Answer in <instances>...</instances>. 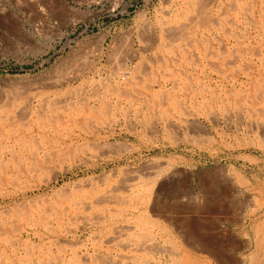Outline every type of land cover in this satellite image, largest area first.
<instances>
[{
    "label": "rangeland",
    "instance_id": "obj_1",
    "mask_svg": "<svg viewBox=\"0 0 264 264\" xmlns=\"http://www.w3.org/2000/svg\"><path fill=\"white\" fill-rule=\"evenodd\" d=\"M263 113L264 0H0V264H264ZM125 173L122 217L53 210Z\"/></svg>",
    "mask_w": 264,
    "mask_h": 264
},
{
    "label": "bare ground",
    "instance_id": "obj_2",
    "mask_svg": "<svg viewBox=\"0 0 264 264\" xmlns=\"http://www.w3.org/2000/svg\"><path fill=\"white\" fill-rule=\"evenodd\" d=\"M228 8V7H227ZM217 20V19H216ZM186 26V25H184ZM183 27V26H182ZM172 29V28H171ZM180 30V29H179ZM178 30V31H179ZM183 30H185L183 28ZM177 31V32H178ZM185 33V31H184ZM177 35V34H176ZM182 35V34H180ZM184 36V35H183ZM186 39V38H185ZM189 41V40H188ZM193 41V40H192ZM189 43V42H188ZM187 44V43H186ZM141 48V47H140ZM202 50V49H201ZM242 52V51H241ZM195 53V52H194ZM150 60V59H148ZM216 64V63H215ZM224 64V62H223ZM246 67V66H245ZM146 72V71H145ZM138 81V80H137ZM258 91V90H257ZM263 94V93H262ZM241 99V95L239 97ZM102 99V98H101ZM238 99V100H240ZM237 100V99H236ZM242 101V100H240ZM235 109V108H234ZM250 108H248L249 110ZM240 110V109H239ZM238 110V111H239ZM256 110V109H255ZM241 112V111H239ZM238 112V113H239ZM252 113V111H251ZM254 114V113H253ZM261 114V113H260ZM264 114V113H263ZM241 116V115H240ZM264 117V116H263ZM89 118V117H88ZM78 119V118H77ZM261 120V119H260ZM102 121V120H101ZM100 121V122H101ZM104 121V120H103ZM102 121V122H103ZM256 121V120H255ZM263 121V120H262ZM61 122V120H60ZM99 122V123H100ZM257 122V121H256ZM79 123V122H78ZM261 123V122H260ZM264 123V122H262ZM261 123V124H262ZM90 124V123H89ZM254 124V123H253ZM78 125V124H77ZM264 126V125H263ZM263 128V127H262ZM93 147V146H92ZM95 147V146H94ZM98 147V146H97ZM102 148V147H101ZM83 150V149H82ZM69 151V150H68ZM101 151V150H100ZM81 152V151H80ZM76 153V152H75ZM82 153V152H81ZM101 153V152H99ZM84 154V152H83ZM61 155V154H60ZM87 155V154H86ZM85 155V156H86ZM65 156V155H64ZM88 156V155H87ZM91 157V156H90ZM94 157V156H93ZM78 160H81L78 159ZM89 160V159H88ZM156 168V167H155ZM150 171V170H149ZM132 172V171H130ZM130 172H127V173H130ZM152 172V171H151ZM104 174V173H103ZM126 174V173H125ZM138 174V173H137ZM152 174V173H151ZM132 173L129 175V174H126V176L124 175L123 177L120 176L119 179H111L112 181H108V182H104V183H98L97 186H94V187H91V188H83V189H79L76 191L75 195L72 196L73 198L70 199L69 202L66 203V207H70L69 209H72V210H67L65 205H62L58 208L55 207V210L57 213L59 212H67V211H73L71 214H72V219H74L75 222H77L79 225L81 226H87V225H96V224H101L103 223V219L106 218L104 217L103 215V212L105 211V209L109 210L111 214L113 215H118V214H121V213H124V212H128L127 210V204L129 203V205H132L130 204L131 201H133V205L132 206H137L139 202H141V198L143 196L146 195V192L144 189L140 191V189L137 191V188L139 186V181L135 179L134 176H138V175H133L131 176ZM34 177V176H33ZM141 177V176H140ZM104 177H102L101 179L103 180ZM142 178V177H141ZM100 179V177H99ZM140 179V178H139ZM143 181V179H142ZM141 180L140 182L143 183ZM145 183V182H144ZM146 184V183H145ZM141 186V185H140ZM145 186V185H143ZM155 187V186H154ZM140 188V187H139ZM143 188V187H142ZM145 188V187H144ZM151 188V187H149ZM148 189V188H147ZM154 189V188H152ZM149 190V189H148ZM150 191V190H149ZM147 198V197H146ZM69 199V198H68ZM247 202V201H246ZM132 203V202H131ZM68 205V206H67ZM131 208V206H129ZM53 208V207H52ZM132 210H134V208H132ZM136 211V210H135ZM16 212V211H15ZM64 213V214H65ZM132 213V212H130ZM106 214V213H105ZM108 214V213H107ZM144 214V213H143ZM146 214V213H145ZM39 215V214H38ZM140 215V214H139ZM110 216V215H109ZM119 217H122V214L121 216L119 215ZM137 217V216H136ZM127 218V217H126ZM143 219V217H142ZM141 220V219H140ZM144 220H147L144 219ZM105 221V220H104ZM121 226L115 228V230H113V232L109 235L103 237L105 238V243L108 245V243H111V242H114L117 238L119 239L120 237L124 236L125 234L127 235L130 230L133 229L134 226H132L131 224H120ZM136 226V225H135ZM61 228V227H60ZM140 228V226H139ZM143 228V227H142ZM62 229V228H61ZM148 229V228H147ZM145 230V228H144ZM142 230L141 229V233H137V236L133 237L134 239V242H136L137 246L139 249H142V251H147V252H150L151 254H155L156 251H161V252H168L170 254H178V250L175 249L174 247H172L171 245H162L159 243V241H157L156 237L154 235H152V233L150 234L147 230ZM133 233V232H132ZM136 234V233H135ZM119 235H122L120 237H118ZM98 236V235H97ZM134 236V235H133ZM98 237H96L97 239ZM124 238V237H122ZM128 238L130 239V236H128ZM94 239V240H96ZM121 239V238H120ZM127 238H125L126 240ZM128 240V242L131 240ZM103 240V239H101ZM100 240V241H101ZM124 240V239H123ZM122 240V241H123ZM124 240V241H125ZM126 240V241H127ZM97 241V240H96ZM118 241V240H117ZM121 241V242H122ZM132 241V240H131ZM130 241V242H131ZM103 242V241H101ZM78 243V242H77ZM117 243V242H116ZM132 243V242H131ZM130 243V244H131ZM132 243V244H133ZM114 244V243H113ZM131 244V245H132ZM126 245V244H125ZM134 245V244H133ZM202 245V244H201ZM110 246V245H109ZM112 246V245H111ZM128 246V245H127ZM136 248V249H138ZM64 250V249H63ZM112 250H114L112 248ZM132 250V249H131ZM102 251V250H101ZM130 251V250H129ZM104 252V251H102ZM101 252V253H102ZM87 253V252H86ZM97 254H100L97 252ZM96 254V255H97ZM103 254V253H102ZM58 255V254H56ZM86 254H83V258L82 260H84V264L86 263L85 261H87V257ZM104 255V254H103ZM109 255V254H108ZM128 255V254H127ZM130 255V254H129ZM128 255V256H129ZM115 256V255H114ZM137 256V255H136ZM94 257V256H93ZM101 257H107V255L105 256H100V258L98 257H95L96 258V261L100 262L101 264H116L113 260H110V257L108 256L105 259L102 258L101 260ZM119 257V256H118ZM58 258H55L56 261L58 262ZM91 258V257H90ZM94 258V260H95ZM109 258V259H108ZM115 258V257H114ZM151 258V257H150ZM153 258V257H152ZM72 259V258H71ZM87 259V260H86ZM113 259V258H112ZM121 259V258H120ZM43 260V259H42ZM50 260V259H49ZM54 260V259H52ZM93 260V259H92ZM91 260V261H92ZM93 260V261H94ZM116 260V259H115ZM122 260V259H121ZM142 260V259H141ZM136 261L137 263H134L133 264H157V262L154 260V259H143L142 261ZM130 261V260H128ZM133 261V260H132ZM92 264L94 262H91ZM123 263V261L121 262V264ZM127 263V262H126ZM129 263V262H128ZM87 264V263H86ZM89 264V263H88ZM120 264V263H118Z\"/></svg>",
    "mask_w": 264,
    "mask_h": 264
}]
</instances>
